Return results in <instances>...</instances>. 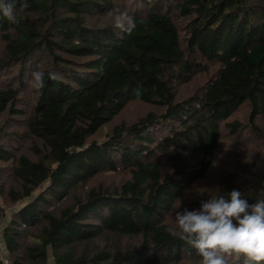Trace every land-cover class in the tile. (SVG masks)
I'll return each instance as SVG.
<instances>
[{
	"label": "trees",
	"instance_id": "1",
	"mask_svg": "<svg viewBox=\"0 0 264 264\" xmlns=\"http://www.w3.org/2000/svg\"><path fill=\"white\" fill-rule=\"evenodd\" d=\"M29 4L0 16V264H201L175 211L264 200V155L221 167L234 142L264 148V0Z\"/></svg>",
	"mask_w": 264,
	"mask_h": 264
},
{
	"label": "clouds",
	"instance_id": "2",
	"mask_svg": "<svg viewBox=\"0 0 264 264\" xmlns=\"http://www.w3.org/2000/svg\"><path fill=\"white\" fill-rule=\"evenodd\" d=\"M20 9L30 7L29 0H19ZM0 16L9 23L19 24L17 0H0ZM113 26L131 34L137 27L135 17L117 13ZM44 73L34 71L29 85L45 86ZM48 78L59 80L57 73ZM137 97L140 91H135ZM174 227L169 233L184 241L201 258V264H264V200L250 204L238 190L225 196L202 201L199 209L175 211Z\"/></svg>",
	"mask_w": 264,
	"mask_h": 264
},
{
	"label": "rangeland",
	"instance_id": "3",
	"mask_svg": "<svg viewBox=\"0 0 264 264\" xmlns=\"http://www.w3.org/2000/svg\"><path fill=\"white\" fill-rule=\"evenodd\" d=\"M147 106H144L141 103H133L130 104L129 107L127 108V110L125 111V113L123 114V117L125 119H134L135 117H138L139 115H141L143 112H145V110ZM247 107L243 106L240 111H238L237 115L238 117H242L243 118V113L246 112ZM1 122V121H0ZM107 131V130H105ZM246 140L242 141V143H245ZM242 143H232V151L233 153H227L226 156L223 157V159H226V164L225 162H222L221 167L228 165V163H231L229 167V169L233 168L236 165V161L238 160V162L243 163L245 166H247V169H249L250 171H253L255 168H257L258 164H260V162H262L263 159V155H264V148L261 147L260 144H258L257 142H255L254 144L251 142L246 143V145H242ZM225 146L226 148L229 149L230 147V143L226 140L225 142ZM231 156L232 158L228 157ZM255 167V168H254ZM215 173H217V170H214ZM248 172V171H247ZM122 173L116 174V175H111V174H107V176L109 177H104L102 178L104 180L105 183L109 184L110 182H114L117 183L121 180L122 178ZM210 178H212L211 176H208ZM204 184V183H203ZM202 184V185H203ZM194 196V195H192ZM5 221H2L0 225V240L2 237V227ZM0 247H1V251L2 254L5 256H7L8 254H6V251L4 249V245L2 243V241H0ZM8 258V256L6 257ZM50 264H53L51 261V258L49 259ZM8 264H11V262H9Z\"/></svg>",
	"mask_w": 264,
	"mask_h": 264
}]
</instances>
